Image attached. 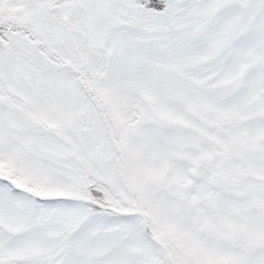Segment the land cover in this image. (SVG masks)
Instances as JSON below:
<instances>
[{"label":"snow or ice","instance_id":"obj_1","mask_svg":"<svg viewBox=\"0 0 264 264\" xmlns=\"http://www.w3.org/2000/svg\"><path fill=\"white\" fill-rule=\"evenodd\" d=\"M0 264H264V0H0Z\"/></svg>","mask_w":264,"mask_h":264}]
</instances>
